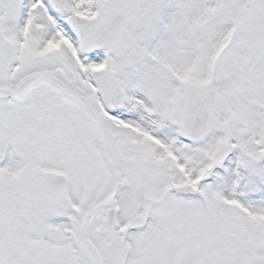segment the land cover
<instances>
[{
    "label": "snow or ice",
    "instance_id": "obj_1",
    "mask_svg": "<svg viewBox=\"0 0 264 264\" xmlns=\"http://www.w3.org/2000/svg\"><path fill=\"white\" fill-rule=\"evenodd\" d=\"M0 264H264V0H0Z\"/></svg>",
    "mask_w": 264,
    "mask_h": 264
}]
</instances>
